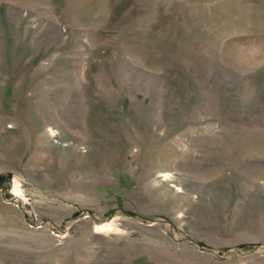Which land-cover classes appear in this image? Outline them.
Returning a JSON list of instances; mask_svg holds the SVG:
<instances>
[{"label":"rangeland","instance_id":"rangeland-1","mask_svg":"<svg viewBox=\"0 0 264 264\" xmlns=\"http://www.w3.org/2000/svg\"><path fill=\"white\" fill-rule=\"evenodd\" d=\"M0 264H264V0H0Z\"/></svg>","mask_w":264,"mask_h":264},{"label":"bare ground","instance_id":"bare-ground-1","mask_svg":"<svg viewBox=\"0 0 264 264\" xmlns=\"http://www.w3.org/2000/svg\"><path fill=\"white\" fill-rule=\"evenodd\" d=\"M111 226H112L111 224L110 225L103 226V227H101V230L105 229L106 231H110V230H112Z\"/></svg>","mask_w":264,"mask_h":264}]
</instances>
